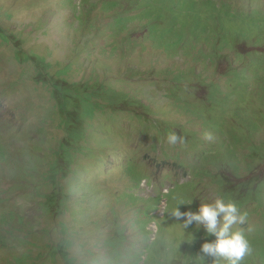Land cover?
<instances>
[{
	"label": "rangeland",
	"instance_id": "1",
	"mask_svg": "<svg viewBox=\"0 0 264 264\" xmlns=\"http://www.w3.org/2000/svg\"><path fill=\"white\" fill-rule=\"evenodd\" d=\"M196 1L201 11L216 15L208 18L212 26L221 14V2L233 6L235 17L222 22L228 31L221 41L223 56L218 55L221 48L212 46L220 32L213 27L202 40L183 41V55L177 56L165 47L170 31L177 28L166 22L157 30L154 26L152 36L146 28L150 22L132 19L138 12L129 0H0V152L4 147L10 157L0 162V264H11L28 252L19 237L39 247L31 250L34 260L45 256L40 264H66L68 256L75 264H212V258L199 256L201 245L214 237L206 236L202 226L193 225L186 233L168 211L178 200H193L180 209L195 211L200 201L217 196L253 199L254 184H264V164L252 161L251 125L255 122L264 131V109L256 97L243 95H230L233 101L218 97L214 109L210 89L178 84L180 78L172 74H192L190 68L196 67L207 85L224 80L219 85L226 92L225 78L237 75L240 60L264 58L262 26L253 31L260 40L245 36L242 45L237 41L247 27L250 34V20L264 23V0H211L218 7L208 0L180 1L175 11L181 22L188 18L180 9L193 11ZM121 17H126L125 28ZM243 20L249 21L240 23ZM16 48L49 60L33 63L27 58L30 65L25 66ZM206 51L212 70L203 64ZM50 68L63 82L81 83V93L103 96L114 89L137 99L130 100L133 106L117 110L111 102L103 108L107 103L101 97V109L95 115L86 113L94 123L84 153L73 165L69 160L75 150L61 144L66 137L59 131V118L47 110L51 101L46 92L52 91L41 82ZM24 76L29 78L25 81ZM260 80L264 72L258 73L256 83ZM172 132L183 137V143L168 144ZM206 133L212 134L211 140L205 139ZM259 134L254 144L264 141V133ZM241 166L245 172L240 174ZM250 166L259 167L250 174ZM59 169L63 174L57 176ZM55 178L54 188L47 185ZM66 189L72 191L60 201L63 212H48L44 195L54 192L60 197ZM11 224L22 234L7 233ZM255 225L253 217L234 227L250 233ZM258 235L264 238V231ZM49 255L58 256V262ZM257 257L250 254L242 264H264V255Z\"/></svg>",
	"mask_w": 264,
	"mask_h": 264
},
{
	"label": "trees",
	"instance_id": "2",
	"mask_svg": "<svg viewBox=\"0 0 264 264\" xmlns=\"http://www.w3.org/2000/svg\"><path fill=\"white\" fill-rule=\"evenodd\" d=\"M105 1V0H103ZM110 1V0H108ZM134 3L136 6V12H138V15L135 17H132L133 20L137 21V19L143 18L145 22H150V25H147V29H149V33L151 35H154V26H156V30L158 27L161 25H164L166 22H170L172 26L176 29L177 32L173 33V31H170V40L165 44V47L170 50H173L174 53H176L177 56H182L183 54V46L186 44H183V41L187 42V40H190L192 42L202 40V36L206 35L210 32H212V27L219 29L218 36L216 37L215 42L212 44V46H215L214 50L219 49L220 53L218 55H222V52L224 51V43L221 42L223 38V34L227 33L228 31L224 30V27L222 26V22L224 20H231L235 17L234 15V10L233 6L230 5L228 2H221L219 5V8L221 10V14H217L219 18L213 19V26L211 23H209L208 18L211 16H216V15H209L208 13H205L201 11V8L199 6V3L197 1L194 3L193 11H189L186 8L180 9V14L185 15L188 19L186 23H183L180 21L177 12V8L180 5V1L184 3H189L190 0H129ZM210 4L211 7H218V4L208 0L206 1ZM179 4V5H178ZM134 9V8H133ZM128 17L132 16L130 14H126ZM126 17H121V23L120 25L125 28L124 20ZM249 20H243L240 23H247ZM251 21V28H250V34H249V29L248 27L245 29L242 35H240L239 40H237L240 45H242L245 42V36L249 37L250 40H260L262 36L260 37H255V34H253V31L262 26V32H264V23H258V22H253ZM126 24L130 25L131 21H127ZM153 24V25H152ZM128 25V26H129ZM192 25H194L196 28H190ZM191 31V32H190ZM127 32V31H126ZM124 32L123 34H125ZM11 39H16L18 41V38L15 36H11ZM189 38V39H188ZM10 39V40H11ZM12 42L10 41L11 45ZM6 46V44L4 43ZM183 45V46H182ZM231 50V46L229 47ZM227 51V50H226ZM236 52L232 53V55H235L239 52V49L234 50ZM17 58L19 60H24L23 65H30V60L27 58H32L33 63H38L37 58H43V59H48L41 57L36 54H27L25 51H23L21 48H16ZM215 53H212V59L215 58L214 56ZM258 54V57L263 58V54ZM31 57H30V56ZM176 56V57H177ZM204 57V62L205 66L207 67L208 70H212L209 68V65L207 63V59L210 57L208 55V51H206L203 55ZM26 58V59H25ZM26 60V61H25ZM49 60V59H48ZM219 63L223 61L222 58L218 59ZM229 62V60H227ZM50 62V61H49ZM234 61H232L233 63ZM51 63V62H50ZM218 63V64H219ZM234 64V63H233ZM188 65V64H187ZM240 65L241 68L237 69V75H234L230 78H225L226 81L224 85L227 86V91L225 92L223 88L219 85L220 83L224 82V80H221L218 84L217 83H211L210 85H207L206 83L207 78L203 73H199L198 69L196 67H191L192 74H181L179 70V73L181 74L180 77H176L175 73L172 74V78H180L179 81L176 83L178 84H185L188 82L191 85L189 88L194 85L199 84V86H202L203 88H208L211 90V102L210 105L213 106V108H217L215 105V102L218 101V97L224 100L228 101H233V99L236 96H251V97H256L257 100L260 101L261 104V109H264V81L260 80V82L256 83V80H258V73L264 72V58L256 62V60H247L241 61L240 60ZM217 67V66H216ZM236 68V66L234 65ZM243 69V70H241ZM171 70V69H169ZM49 75L48 77H44L42 79L41 84L45 86V88L48 89V91H52V94L47 93L48 99L51 101L49 105H51L50 108L47 110L52 114V117L59 118V131L63 132L65 134V141H63L61 144L65 143L68 144L71 147V151L75 150L74 156L72 160H69V163L73 165L74 162H78L79 156L84 153V142L85 138L88 136V133L91 131L93 127L92 121L87 120L86 118V113L88 111H91L93 115H95L96 112L101 109L100 104H97L102 98L106 101V105L102 106L103 108L107 109L109 108L108 102H111L117 110H120L122 107H129L130 105L133 106V104H129L130 100H137L132 98L129 94L126 93H121L118 91L110 90L103 96L100 94H88L91 93L90 91L81 93L79 92V87H82L81 83L79 84H71L68 81L63 82L62 77L57 76L55 73H53L52 68H50L47 72ZM25 81L28 76H24ZM253 79L251 83L249 82V79ZM229 81V84H228ZM83 88V87H82ZM258 91V93H257ZM244 94H243V93ZM261 93H263V96H260ZM230 95L233 97L232 100H229ZM117 96V97H115ZM102 97V98H101ZM241 97V96H240ZM180 103H184L183 101H180ZM248 105V104H247ZM246 105V106H247ZM145 106V105H144ZM190 108L191 105L188 104ZM91 107H94L91 108ZM260 109V111H261ZM94 110V111H93ZM233 110V109H232ZM233 113L236 112V110L232 111ZM51 117V118H52ZM54 118V119H56ZM237 119V118H233ZM49 122V121H48ZM211 125V124H210ZM209 125V126H210ZM217 126V125H216ZM218 126H220L218 124ZM251 128L253 130V134L250 136V153L252 154V161L255 162L254 164L258 162H262L264 164V141L260 142L258 144H254L255 137L258 136L257 134H263L264 131H261L259 126L254 122L251 125ZM212 129L217 130V134L222 133V130H218L215 128V126L212 127ZM42 132H45L43 130ZM259 134V135H260ZM249 146V145H248ZM2 147V146H1ZM245 148V147H244ZM244 148L241 149L243 152ZM245 151V150H244ZM241 152V155H242ZM86 157V156H83ZM10 157L7 155V151L5 150L4 147H2L1 152H0V162H9ZM61 161V160H60ZM259 166H262L261 164ZM258 166V167H259ZM250 174L256 172L257 168H252L250 166ZM60 168V167H59ZM242 172H245V169L243 166L240 167V174ZM60 174H63V170L59 169V176ZM243 176H240V181ZM54 183L53 184H47L53 187L54 184H57L58 178L53 179ZM62 181V180H61ZM64 183V181H62ZM245 188V184H241ZM72 189L67 190L65 193H62L60 197H56L54 192L51 195H44L43 199L44 201L42 202L43 206L45 205L46 209L48 212L53 213L55 209H57L59 212H55V216H58L59 213L61 214L63 212V209H61L62 205L60 201L62 199H68V195H71L69 192H71ZM253 199L250 198H241L240 200H236V198L231 197L229 195H225V199L227 200H232L236 202L238 208L242 213L247 214V219L250 221L251 218L254 217L256 225L255 227H252L250 230V233L254 235L253 239H249L252 252L251 254L254 255V260L258 259L257 256L264 255V238L259 237V232L264 231V184L259 185V184H254L253 186ZM251 193V194H252ZM58 204L60 206L58 207ZM63 208V207H62ZM250 208V210H249ZM20 227H26L27 225L20 223ZM17 226L10 225L9 228L5 229V231L8 233V231H13L17 235L22 234L20 230L16 228ZM244 231V230H243ZM246 235H249L247 231H244ZM6 234V233H5ZM6 236L9 239V236L6 234ZM248 237V236H247ZM17 241H20L21 244H23L26 248H28V252L25 253L21 257H15L11 264H40L39 260H42L43 257L45 256H40L34 260L33 258V252L32 250H40L39 247L36 244H31V240L29 238L26 239H17ZM253 241V242H252ZM20 245V244H19ZM71 248V246L69 247ZM68 248V249H69ZM32 249V250H31ZM67 253V252H66ZM68 254V253H67ZM250 256V255H247ZM246 256V257H247ZM50 259L57 263L58 262V256L55 255H49ZM74 259L71 258V256H68L66 261H64L66 264H75L73 261ZM116 263H119L121 261L115 259Z\"/></svg>",
	"mask_w": 264,
	"mask_h": 264
},
{
	"label": "clouds",
	"instance_id": "3",
	"mask_svg": "<svg viewBox=\"0 0 264 264\" xmlns=\"http://www.w3.org/2000/svg\"><path fill=\"white\" fill-rule=\"evenodd\" d=\"M205 139L211 140L212 134L206 133ZM167 143H183V137L172 132L167 136ZM192 203L193 200H178L168 211V215L179 221L185 232L193 225L197 229L202 226L206 236L214 237L201 245L202 255L199 257L203 260L205 257L212 258V264H242L244 258L251 254L252 248L245 232L234 226L245 224L247 214L240 211L236 202L222 196H217L212 201H200L195 211H181L180 206ZM189 234L192 240L193 236Z\"/></svg>",
	"mask_w": 264,
	"mask_h": 264
}]
</instances>
